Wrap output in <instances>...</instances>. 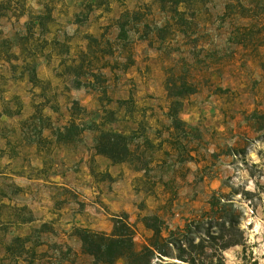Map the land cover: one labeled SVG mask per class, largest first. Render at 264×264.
<instances>
[{
	"label": "rangeland",
	"instance_id": "obj_1",
	"mask_svg": "<svg viewBox=\"0 0 264 264\" xmlns=\"http://www.w3.org/2000/svg\"><path fill=\"white\" fill-rule=\"evenodd\" d=\"M228 2L0 0V151L28 139L70 175L34 227L21 224L39 207L0 180V264H93L78 229L110 233L115 216L140 249L145 222L167 236L222 193L245 234L224 264H264V0H242L243 16ZM183 82L195 91L169 95ZM105 131L134 151L115 176L94 157Z\"/></svg>",
	"mask_w": 264,
	"mask_h": 264
},
{
	"label": "trees",
	"instance_id": "obj_2",
	"mask_svg": "<svg viewBox=\"0 0 264 264\" xmlns=\"http://www.w3.org/2000/svg\"><path fill=\"white\" fill-rule=\"evenodd\" d=\"M228 7L237 8L240 16H243L240 11L250 10L242 0H229ZM169 85V95L173 97L182 98L196 89L186 82ZM95 150L114 163L128 161L134 154L130 139L111 131L98 136ZM229 195L213 194L205 218L195 217L167 236L159 226L145 222L153 234L140 249L135 247V233L126 217L115 216L110 233L79 228L82 251L93 258V264H113L118 259L125 264H156L155 259L165 261L163 264H180L168 261L174 259L187 264H224L223 252L245 241L241 228L244 213Z\"/></svg>",
	"mask_w": 264,
	"mask_h": 264
},
{
	"label": "crops",
	"instance_id": "obj_3",
	"mask_svg": "<svg viewBox=\"0 0 264 264\" xmlns=\"http://www.w3.org/2000/svg\"><path fill=\"white\" fill-rule=\"evenodd\" d=\"M88 155L89 153L86 151V155H81V157L86 161L89 157ZM94 157H97L103 163L105 162V167L108 165V172L114 176L118 172L116 169L123 167L122 163L113 164L110 159L102 155H94ZM64 160L57 158L54 152L52 154L47 151L44 152L33 141L29 142L28 139L24 138H16L14 146H7L5 150L0 151V180L3 183L5 182V185L15 187L18 194L15 198L16 200L25 201L29 199L41 211L40 215H42V219L30 220L21 224L22 226L34 227L39 221H42V223L49 222V219L55 217L58 211L54 206L55 199L52 189L56 185L66 187L68 185L67 178L70 176L67 173L63 174L61 170L60 172H56V169H58L56 167L59 165L58 167L61 169ZM56 161H60V163L56 164ZM2 201L10 204L14 203V199L8 196L4 197ZM39 201L45 204H39ZM122 202V200L113 201V204L121 206ZM122 207L126 208V206ZM33 209L35 210L36 208ZM68 209L64 208L60 210L62 216L59 222L65 223V225L69 224L68 217H64L68 214ZM19 224L17 223L13 226L16 227Z\"/></svg>",
	"mask_w": 264,
	"mask_h": 264
}]
</instances>
